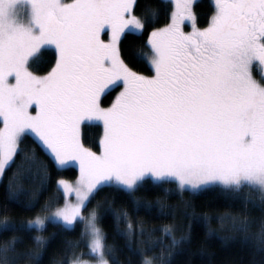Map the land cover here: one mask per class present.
<instances>
[{
  "label": "snow or ice",
  "instance_id": "obj_1",
  "mask_svg": "<svg viewBox=\"0 0 264 264\" xmlns=\"http://www.w3.org/2000/svg\"><path fill=\"white\" fill-rule=\"evenodd\" d=\"M193 3L172 0L170 22L149 35L151 52L134 54L137 62L150 56L154 75L144 76L121 58L119 44L126 31L142 34L158 9L146 7L141 18L134 14L135 0H0V177L24 153L30 134L58 171L79 164L74 182L57 181L65 203L52 216L38 212L27 225L5 219L0 233L42 231L46 221H84L88 255L94 264H109L105 255L111 250L95 209L82 215L104 187L133 195L149 182L174 184L181 192L214 184L264 193V79L252 75L255 63L264 66V0H214L202 29ZM186 22L191 32L183 31ZM48 46L55 48V64L46 75H35L30 62ZM121 83L123 89L103 107L102 95ZM84 121L103 124L99 153L81 142ZM16 195L10 185L9 196ZM248 226L246 220L234 224L237 231ZM128 229L134 232V225ZM163 233L172 234L167 226ZM33 239L35 252L21 249L16 235L0 242V264L26 257L39 264L45 241ZM260 241L264 245V228ZM158 261L163 264L144 255L141 264ZM71 264L92 262L77 257Z\"/></svg>",
  "mask_w": 264,
  "mask_h": 264
},
{
  "label": "trees",
  "instance_id": "obj_2",
  "mask_svg": "<svg viewBox=\"0 0 264 264\" xmlns=\"http://www.w3.org/2000/svg\"><path fill=\"white\" fill-rule=\"evenodd\" d=\"M135 4L134 14L138 17L143 18L146 7L158 9L159 15L142 34L127 31L122 34L121 58L133 71L151 75L153 70L148 59L137 62L133 57L140 50L149 53L150 32L169 23L172 3L169 0H135ZM213 10L211 0L195 1L196 25L205 27ZM55 59V50L46 47L30 62L29 68L36 74L47 73ZM118 88L102 95L103 105L111 102ZM102 133L101 123L85 121L81 126V142L98 152ZM33 139L32 134L24 138V153L15 158L16 164L1 177L0 223L7 219L10 223L27 225L38 212L42 214L59 206L63 197L57 192L58 178L77 177L78 171L72 165L58 171L53 160L33 143ZM10 185L16 191L15 198L9 196ZM165 189L172 191L165 192ZM46 203L50 207L40 211ZM30 204L34 207H29ZM88 208L97 211L106 248L111 250L106 252L109 264H141L144 254L160 257L163 264H264V245L260 241L264 228V193L257 190H229L222 185H209L197 191L181 192L174 184L156 187L149 182L129 195L116 186H109L95 194ZM242 220L248 222L246 232L234 227ZM129 223L134 225V232L129 231ZM166 226L172 233L167 238L163 233ZM13 235L23 240L19 245L21 249L33 252L36 251L33 237L44 238L39 264H69L72 257L86 255L88 249L82 221L72 226L46 222L42 231L0 233V242ZM172 237L177 241L175 245ZM17 264L36 262L26 257Z\"/></svg>",
  "mask_w": 264,
  "mask_h": 264
},
{
  "label": "rangeland",
  "instance_id": "obj_3",
  "mask_svg": "<svg viewBox=\"0 0 264 264\" xmlns=\"http://www.w3.org/2000/svg\"><path fill=\"white\" fill-rule=\"evenodd\" d=\"M169 1H171V3H172V0H169ZM195 1H197V0H194V3H195ZM64 2H65V3H71L72 0H64ZM211 2H212V4L214 5V0H211ZM194 3H193V5H194ZM172 10H173V4H172ZM192 11H193V7H192ZM193 13H194V11H193ZM169 22H170V21H169ZM166 25H167V24H166ZM166 25H165V26H166ZM206 26H207V25H206ZM206 26H205V27H206ZM162 27H164V26H162ZM162 27H160V28H162ZM196 27H197V28H200V27H198L197 25H196ZM202 28H204V27H201V29H202ZM182 29H183V31H185L186 33L191 32V31L193 30V28H192V23H191V22H186L184 25H182ZM152 31H153V30H152ZM150 33H151V32H150ZM103 38H104L105 40H107V39H108V34H103ZM48 47H51V48H53V49L55 50V48L52 47V46H48ZM150 52H151V49H150L149 53H150ZM147 59H148V61H149V63H150V56H149ZM150 65H151V64H150ZM152 70H153V69H152ZM29 71H31L30 68H29ZM31 72H32V71H31ZM48 72H49V71H48ZM48 72H47V73H48ZM33 73H34V72H33ZM47 73H44V74H36V73H34V74H35V75H38V76H43V75H46ZM141 75H142V74H141ZM151 75H154V71H153V73H152ZM151 75H144V76H151ZM252 75H253V78L256 79L257 81H261L262 79H264V71H263V69H262V66L259 65L258 62L255 63L254 66H253V68H252ZM10 81H11L12 83L15 82L14 78H10ZM122 89H123V84L121 83V86L115 91V93H114V95H113V98H112L111 102H110L108 105H103V104H102V106H103V107H108V106H110L111 103L114 101L115 97L119 94V92H120ZM30 111L32 112L33 115H35L34 107L31 108ZM84 122H85V121H84ZM93 122H97V121H93ZM82 123H83V122H82ZM99 123H100V122H99ZM101 125H102V128H103V124H102V123H101ZM81 126H82V124H81ZM0 127H2V125H0ZM102 135H103V133H102ZM33 136H34V135H33ZM101 137H102V136H101ZM80 138H81V127H80ZM97 153H99V151H98ZM69 165H72V166H74V167L77 169V171H78L77 177L74 178V179L58 178V180H60V179H64V180H68V181H70V182H74V181L78 178V176H79V164H78V162L72 161V162L69 163ZM0 180H1V177H0ZM58 180H57V181H58ZM213 185H214V184H213ZM206 186H209V185L201 186L200 189H202V188H204V187H206ZM200 189H199V190H200ZM60 192H61V195H62V197H63V202H62L59 206H57V207H62V206L64 205V203H65V197L63 196L62 189H61ZM69 202H72V203L75 202V195H74V194L72 195L71 200H70ZM57 207H55V208H53V209H51V210H49V211H46V212L40 214L41 217L52 216V214L55 212V210H56ZM92 209H95V208L84 209L83 212H82V215L87 216L88 213H89V211H91ZM95 211H96V209H95ZM96 215H97V211H96ZM34 218H35V217H34ZM34 218H31V219H29V220H33ZM29 220H28V221H29ZM28 221H27V222H28ZM46 222H47V221H46ZM57 222H60V223L63 224L62 221H57ZM96 223H97V226L100 228L99 223H98V218H97ZM82 225H83V229H84V232H85V235H86V239H87V244H88V243L90 242L91 237H90V235H88L87 232H86V222L82 221ZM100 229H101V228H100ZM101 231H102V230H101ZM102 235H103V234H102ZM88 253H89V248L86 250V255H78V256L72 257V258L70 259L69 264H71V261H72L73 259L77 258V257H79L80 259H83V260L91 261L92 264H94V260H95V258L92 257V256H90V255H88ZM144 255H145V254H144ZM144 255H143V256H144ZM105 259H107L106 255H105ZM107 260H108V259H107Z\"/></svg>",
  "mask_w": 264,
  "mask_h": 264
},
{
  "label": "water",
  "instance_id": "obj_4",
  "mask_svg": "<svg viewBox=\"0 0 264 264\" xmlns=\"http://www.w3.org/2000/svg\"><path fill=\"white\" fill-rule=\"evenodd\" d=\"M263 67V69H264V66H262Z\"/></svg>",
  "mask_w": 264,
  "mask_h": 264
}]
</instances>
